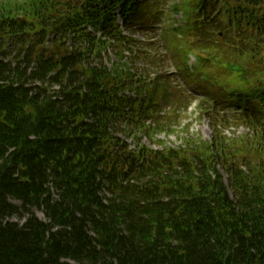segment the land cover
<instances>
[{
    "label": "trees",
    "instance_id": "obj_1",
    "mask_svg": "<svg viewBox=\"0 0 264 264\" xmlns=\"http://www.w3.org/2000/svg\"><path fill=\"white\" fill-rule=\"evenodd\" d=\"M173 1L212 64L204 101L236 110L153 149L177 118L159 1L0 0V264H264V0Z\"/></svg>",
    "mask_w": 264,
    "mask_h": 264
},
{
    "label": "rangeland",
    "instance_id": "obj_2",
    "mask_svg": "<svg viewBox=\"0 0 264 264\" xmlns=\"http://www.w3.org/2000/svg\"><path fill=\"white\" fill-rule=\"evenodd\" d=\"M164 1L160 2V4L163 5L162 7H164V10H165L164 30L161 34H159V33L156 34V36H155L156 39H152L151 41L152 42L153 41L154 42L160 41L161 44L166 43L169 45V43H171V41H169L168 39H166L164 37V35H165L164 31L165 30L167 31L169 28L172 27V25L168 26V21H169L168 14L170 13V9H168V8H169V6L173 5L175 1H173V0H168V2L167 1L164 2ZM170 17H172V16H170ZM136 37H140V35L136 36ZM177 38L181 39L180 41L182 42L181 43L182 45L185 44V40L183 37L179 38V36H177ZM160 50L162 51V54L157 59H160L162 64H161L158 72L162 73L163 76L168 75V77H169L168 82L170 83V86L173 87L171 90H173L175 92H176L175 89H177V90L180 89L178 91L184 90L185 95H179V92H177V96L171 97V101L174 103L173 105H171L169 107L162 105V107H161L162 116L164 118L167 115H173L174 113L175 114L177 113L176 119L168 121V124H172V126H173L172 130H174L175 132H167L165 134L164 133L156 134L153 137V141H151L149 138H147L145 136H141L139 138L141 141V144H143L145 146H149L153 149H160V143H164L167 147H172V148L179 147L182 145L183 140L185 139V137L188 134H190L191 137H196V138H200L203 141H208L211 137V131H210V123L211 122H209L206 119V117L203 118V117L199 116V112L197 109V103L199 104V101L201 99V95L199 94V91L203 88L208 89L209 85L205 84L202 81H200V82H196L193 80L189 81L182 74L179 75V77L174 75L175 66L172 62H170L171 53L170 52L167 53L165 47H163ZM160 50L156 46H155V50L152 49V51H155L157 54L160 53ZM184 55H185V52L180 51L178 53V58L182 59L184 57ZM109 58L111 60H113V58L111 56ZM189 59H192V57H190ZM104 64L107 65L106 60L104 61ZM139 64H141V63H138L137 66ZM143 67L146 69L148 68L146 65H144ZM183 68H184V65H183ZM185 83L189 85V89L186 87ZM212 90L213 89H210L208 92H210ZM178 100H181V103L176 102ZM186 101H192V103L190 104L187 111L185 109V106H186L185 102ZM179 111H180V115L178 114ZM185 131H186V133H185ZM221 131H222L221 133H222L223 138L227 137V138H232V139H240L241 137L248 136L250 134L249 129L246 126L241 125V124L236 123V122L235 123L231 122L228 126H223ZM126 141L128 144L131 145V148H133L134 143L131 141V139L126 138ZM36 215L40 219L44 220V217L41 213L36 212ZM13 220L17 221V219H13ZM72 264H74V263H72Z\"/></svg>",
    "mask_w": 264,
    "mask_h": 264
}]
</instances>
